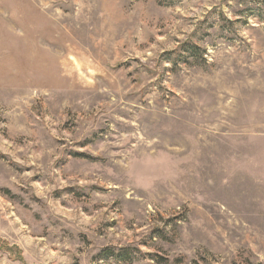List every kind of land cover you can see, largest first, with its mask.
<instances>
[{
  "label": "rangeland",
  "instance_id": "1",
  "mask_svg": "<svg viewBox=\"0 0 264 264\" xmlns=\"http://www.w3.org/2000/svg\"><path fill=\"white\" fill-rule=\"evenodd\" d=\"M4 242L264 264V0H0Z\"/></svg>",
  "mask_w": 264,
  "mask_h": 264
},
{
  "label": "trees",
  "instance_id": "2",
  "mask_svg": "<svg viewBox=\"0 0 264 264\" xmlns=\"http://www.w3.org/2000/svg\"><path fill=\"white\" fill-rule=\"evenodd\" d=\"M8 247L7 243L4 242L3 244L0 243V249ZM10 249V248H8Z\"/></svg>",
  "mask_w": 264,
  "mask_h": 264
}]
</instances>
